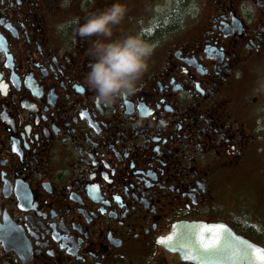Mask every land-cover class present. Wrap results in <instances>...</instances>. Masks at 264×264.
Masks as SVG:
<instances>
[{
    "label": "flooded vegetation",
    "instance_id": "flooded-vegetation-1",
    "mask_svg": "<svg viewBox=\"0 0 264 264\" xmlns=\"http://www.w3.org/2000/svg\"><path fill=\"white\" fill-rule=\"evenodd\" d=\"M206 1L148 22L147 4L120 0L107 39L141 30L158 46L108 107L84 79L106 38L55 25L112 0H0V264H194L165 246L191 223L264 247V74L250 96L240 81L264 52V0Z\"/></svg>",
    "mask_w": 264,
    "mask_h": 264
},
{
    "label": "clouds",
    "instance_id": "clouds-1",
    "mask_svg": "<svg viewBox=\"0 0 264 264\" xmlns=\"http://www.w3.org/2000/svg\"><path fill=\"white\" fill-rule=\"evenodd\" d=\"M70 3L71 0H62L61 7ZM191 8L194 13L199 10L195 3ZM126 10L120 0H112L105 8L88 13L82 20L73 16L55 25L56 31L63 35L71 32L78 37L106 38L91 41L88 49L90 60L84 79L86 85L94 90L95 100L108 107L119 97L131 95L137 90L141 78L149 71V58L158 46L157 41L147 39L141 30L107 39L112 36V26L120 23ZM254 12L249 3L242 10V15L250 18Z\"/></svg>",
    "mask_w": 264,
    "mask_h": 264
},
{
    "label": "water",
    "instance_id": "water-1",
    "mask_svg": "<svg viewBox=\"0 0 264 264\" xmlns=\"http://www.w3.org/2000/svg\"><path fill=\"white\" fill-rule=\"evenodd\" d=\"M169 237L165 246L194 264H264V247L225 224H179Z\"/></svg>",
    "mask_w": 264,
    "mask_h": 264
},
{
    "label": "rangeland",
    "instance_id": "rangeland-1",
    "mask_svg": "<svg viewBox=\"0 0 264 264\" xmlns=\"http://www.w3.org/2000/svg\"><path fill=\"white\" fill-rule=\"evenodd\" d=\"M133 2L139 3L141 6H145L147 4V10H146V20L148 22H152L151 18L155 16L156 19L159 18V15L165 14L166 12L170 10H177L176 13L179 14V16L183 19L186 18V11L187 10H192L191 5L195 3L198 8H200V3L204 4L206 3L207 9L209 8V3L206 0H188L186 5V0H133ZM152 10V12H151ZM208 15V12L206 11L202 17H201V22L205 21L206 17ZM200 22V23H201ZM199 21L195 19V37H197L198 30L199 28ZM192 26L194 25V22L191 23ZM178 37H181V35L178 34ZM169 43L168 38H163L162 39V48L163 52L166 49V45ZM250 65L253 66V69L251 67L245 68L243 70V78L240 80L241 82H247V94L248 96L254 94V92H251L253 90V87H255V84L257 82V75L263 73L264 74V52L259 55L258 57H254L253 60L251 61ZM264 83V76H262V79H260V82Z\"/></svg>",
    "mask_w": 264,
    "mask_h": 264
},
{
    "label": "snow or ice",
    "instance_id": "snow-or-ice-1",
    "mask_svg": "<svg viewBox=\"0 0 264 264\" xmlns=\"http://www.w3.org/2000/svg\"><path fill=\"white\" fill-rule=\"evenodd\" d=\"M167 239H171V237H168ZM205 247H208V245H205ZM259 259L262 261V262H264V254H261L260 256H259Z\"/></svg>",
    "mask_w": 264,
    "mask_h": 264
}]
</instances>
